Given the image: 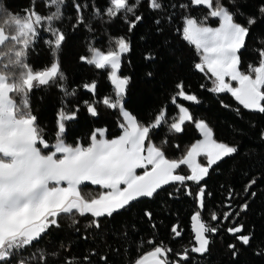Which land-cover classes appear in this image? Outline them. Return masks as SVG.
Here are the masks:
<instances>
[{
	"label": "trees",
	"instance_id": "obj_1",
	"mask_svg": "<svg viewBox=\"0 0 264 264\" xmlns=\"http://www.w3.org/2000/svg\"><path fill=\"white\" fill-rule=\"evenodd\" d=\"M164 3L166 7L163 10L153 11L149 9L147 0H143L136 12L143 19L129 31L131 14L109 16L105 11L109 6L108 0H66L62 17L54 25L66 37L57 57H52L51 46L47 43L51 33L40 29L25 58L35 70H44V67H50V62L58 60L65 77L64 81H56L31 92L32 114L37 117L38 126L45 130L44 138L50 145L55 142L60 110L63 108L70 114L77 106V118L65 122L66 143L85 146L90 142L91 133L98 128L105 129L108 139L118 136L122 131L120 124L124 122L121 113L119 109L109 108L101 102L105 96L114 93L109 75L80 60V57L88 56L90 47L105 52L114 49L112 41L124 36L131 41V51L123 55L119 72L122 77L130 78L124 107L145 125L154 122L159 110H166V123L150 133L151 141L162 147L166 157L182 158L191 144L200 138L193 122H185L180 133L169 128L178 115L172 97L178 91L176 84L179 82H183L185 92L195 95L198 102L177 98V104L188 108L194 120L207 122L218 142L236 146L238 152L214 165L201 181L205 187L203 209L198 207L194 195L198 186L186 181L193 195L187 194L185 185L173 182L158 190L152 198L139 199L113 217L101 218L99 229L87 227L92 219L90 214L84 217L62 215L58 227H52L27 251L18 254L29 264H45L38 259L41 252L48 257L46 264H64L65 260L73 261V258L74 264H105L100 259L102 256L108 258L107 264H132L133 252L139 258L161 244L172 249L168 253V264H264L261 251L264 249V113L244 109L230 93L209 91L212 87L208 78L210 74L205 75L194 68V63L199 62L196 50L182 39L177 29L181 27L183 15L203 17L208 15L209 9L206 6L180 7L188 5L189 0H164ZM221 3L237 13V22L250 28L240 65L241 71H247L248 65L259 59L257 52L264 48V13L260 11L264 0H221ZM75 5L81 7L77 9ZM30 10L46 16L52 9L48 0H0V12L8 16H23ZM249 18L255 21L250 26L247 24ZM158 19L161 21L159 26L155 23ZM217 23L215 18L207 20L208 25ZM146 51H151L156 59L144 60ZM148 72L152 75L148 76ZM93 82L97 85L95 93L82 87ZM73 90L75 95H66ZM85 100L96 104V116L87 112ZM176 174L189 173L182 165ZM89 186L93 190L92 195L104 191L99 186ZM244 204L248 205L246 209ZM145 209L153 213L152 220L144 216ZM123 211H127L129 216L119 222ZM196 211L201 212V219L206 224L218 229L216 233L207 234L211 243L209 251L203 255L191 251L196 246L191 221ZM212 213H216L219 219L212 220ZM225 213L230 214L228 219H224ZM165 219L168 220L166 223L163 222ZM237 225L244 226L240 234L252 235L250 245L241 244L227 231ZM173 226L181 232L180 236L172 232ZM229 244L236 245L238 254L235 257L228 248ZM186 250L187 259L177 255ZM85 256L89 257L88 261L83 259Z\"/></svg>",
	"mask_w": 264,
	"mask_h": 264
},
{
	"label": "snow or ice",
	"instance_id": "obj_2",
	"mask_svg": "<svg viewBox=\"0 0 264 264\" xmlns=\"http://www.w3.org/2000/svg\"><path fill=\"white\" fill-rule=\"evenodd\" d=\"M65 2L48 0L52 10L46 16L31 10L23 16H8L0 12V264H29L18 254L27 251L52 227H58L62 215L84 217L90 214L92 219L87 227L99 229L101 218L113 217L139 199L152 198L158 190L173 182L185 185L188 195H193V192L185 182L195 183L198 186L195 199L198 207L203 209L205 187L201 181L214 165L238 152V147L218 142L207 122L194 120L188 108L177 104V98L198 102L195 95L185 92L183 82H179L176 84L178 91L172 97L178 115L169 128L180 133L185 122H193L202 138L192 143L182 158L166 157L162 147L156 146L150 136L154 129L166 123V110H159L154 122L146 125L125 110V91L130 78L122 77L119 72L123 55L131 51V41L124 36L112 41L114 49L105 52L90 47L89 55L80 57V60L108 73L114 93L105 96L101 102L109 108L119 109L124 121L120 124L122 134L107 139L105 130L98 128L91 133L86 147L80 143L75 146L68 144L64 139L65 122L77 118L79 107L71 110L70 114L62 108L57 119L58 129L54 133L55 142L50 145L44 138L45 130L38 126L37 117L32 114L30 95L32 91L56 81H64L65 77L58 60L50 62V67H44V70H35L25 58L37 36L36 26L45 22L48 24L47 31L51 33L47 43L51 46L52 57H57L66 37L54 25L62 17ZM142 2L108 0L109 6L105 11L111 17L121 13L131 14L128 22L131 31L143 19L142 15L136 14ZM147 2L153 11L166 7L164 0ZM189 5L209 9L208 15L203 17L183 15L181 27L177 29L182 39L196 50L199 62L194 63V68L205 75L210 74L208 78L212 87L208 90L217 94L230 93L244 109L264 113V48L257 52L259 59L256 63L249 64L247 71H241V55L246 50L250 28L237 22V13L231 12L221 0H215V6L213 0H189L188 5L180 7L187 8ZM75 7L79 9L81 6ZM260 11L264 13V7ZM210 17L218 19V26L207 24ZM155 23L159 26L161 21L158 19ZM253 23V19L247 20L249 26ZM143 58L152 61L156 56L146 51ZM82 87L95 93L97 85L93 82ZM66 95H75V90L66 92ZM83 103L90 115H97L94 102L85 100ZM45 150H48L47 154ZM198 157H204L206 164L199 163ZM182 165L187 166L190 175L176 174ZM138 169L143 170L142 174H137ZM87 184L99 186L105 191L96 195L82 194L81 188ZM247 207V204L243 205L244 209ZM143 214L152 220L151 211L145 209ZM229 216L225 213L224 219ZM211 219L218 220L219 217L212 213ZM191 221L196 243L191 251L203 255L209 251L211 243L207 234L216 233L218 229L206 224L200 211L192 214ZM227 231L241 244L250 245L252 235L240 234L244 231L243 225L229 227ZM172 232L176 236L181 235L176 226H173ZM228 248L234 257L238 254L235 244H229ZM171 251L162 244L154 246L153 250L132 264H168V253ZM261 251L264 253V249ZM177 255L188 258L187 250ZM38 259L46 264L48 257L41 252ZM83 259L88 261L89 257ZM100 259L107 264L106 256ZM64 264H74V258L73 261L65 260Z\"/></svg>",
	"mask_w": 264,
	"mask_h": 264
},
{
	"label": "rangeland",
	"instance_id": "obj_3",
	"mask_svg": "<svg viewBox=\"0 0 264 264\" xmlns=\"http://www.w3.org/2000/svg\"><path fill=\"white\" fill-rule=\"evenodd\" d=\"M215 19H217V18H215ZM217 20H218V19H217ZM218 24H219V21H218L217 25H214V26H213V25H210V26L216 27V26H218ZM47 26H48V25H47V22L42 23V24H40V25H37L36 27H37V29H38V32H37V36H36L35 38H37V37L39 36L40 29H43L44 31H47ZM6 34H8V33L6 32ZM35 38H34V39H35ZM34 39H33V40H34ZM226 79H227V78H226ZM232 83H233V86H236V85H235V82H232ZM125 110H126V109H125ZM123 123H124V122H123ZM103 129H104V128H103ZM104 130H105V129H104ZM121 134H122V131H121L120 134H118V136L121 135ZM199 134H200V133H199ZM116 137H117V136H116ZM98 138H100V137L98 136ZM105 138H106V137H105ZM114 138H115V137H114ZM201 138H202V136H201V134H200V138H199V139H201ZM107 139H108V138H107ZM111 139H113V138H111ZM89 143H90V142H89ZM89 143H88V144H89ZM88 144H87V145H88ZM87 145H85V147H86ZM82 146H84V145H82ZM204 159H205L204 157H198V162L201 163V164H204V163H203ZM205 164H206V161H205ZM185 166H186V165H185ZM186 167H187V166H186ZM187 169H188V168H187ZM142 171H143L142 169H138V170H137V174H142ZM188 173H189L188 175L191 174L189 169H188ZM88 186H89V184H87L86 186H84V187L81 188V192L83 191L82 194H85V195H86V194L91 193V191H93V190L91 189V187H90V186L88 187ZM94 186H95V185H94ZM102 189H103V188H102ZM104 191H105V189H104ZM127 216H129L128 213H127V211H123V212H121V214H120V216H119V218H118V221L121 222V220L124 219V218H126ZM167 221H168L167 219L163 220L164 223H166ZM160 233H161V232H160ZM134 238L136 239L137 236H134ZM157 246H158V245H157ZM151 250H153V248H152ZM151 250H149V251H151ZM149 251H147V252H149ZM147 252H145L144 254H146ZM144 254H143V255H144ZM132 256H133V260L138 259V255H136L135 252L132 253ZM141 256H142V255H141Z\"/></svg>",
	"mask_w": 264,
	"mask_h": 264
},
{
	"label": "water",
	"instance_id": "obj_4",
	"mask_svg": "<svg viewBox=\"0 0 264 264\" xmlns=\"http://www.w3.org/2000/svg\"><path fill=\"white\" fill-rule=\"evenodd\" d=\"M235 99V98H234ZM236 101V100H235ZM237 103H239L238 101H236Z\"/></svg>",
	"mask_w": 264,
	"mask_h": 264
}]
</instances>
